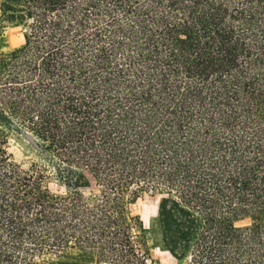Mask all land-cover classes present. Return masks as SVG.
I'll return each instance as SVG.
<instances>
[{"label":"trees","instance_id":"1","mask_svg":"<svg viewBox=\"0 0 264 264\" xmlns=\"http://www.w3.org/2000/svg\"><path fill=\"white\" fill-rule=\"evenodd\" d=\"M0 264H264V0H0ZM13 132L46 165H20ZM91 190L86 193V189Z\"/></svg>","mask_w":264,"mask_h":264},{"label":"rangeland","instance_id":"2","mask_svg":"<svg viewBox=\"0 0 264 264\" xmlns=\"http://www.w3.org/2000/svg\"><path fill=\"white\" fill-rule=\"evenodd\" d=\"M22 27L9 28L3 40L0 41V53L8 52L19 47L23 43ZM37 140L29 133L20 134L13 132L9 140V150L13 154L15 160L24 168H31L33 164L40 166L46 165L50 168L53 179L49 180L48 185L55 191L64 192L65 188L58 181L52 162L40 153L36 147ZM91 188L86 189L88 193ZM160 198L157 196L146 195L140 198L131 206L133 215L139 216L145 227L149 230L146 234L150 254L157 264H184L179 263L174 255L167 249L166 241L177 239L175 229H169L168 225L181 223L183 226L189 224L190 219L178 210H174L168 220L162 218L159 214Z\"/></svg>","mask_w":264,"mask_h":264},{"label":"water","instance_id":"3","mask_svg":"<svg viewBox=\"0 0 264 264\" xmlns=\"http://www.w3.org/2000/svg\"><path fill=\"white\" fill-rule=\"evenodd\" d=\"M36 145V144H35ZM37 148H39L37 145H36Z\"/></svg>","mask_w":264,"mask_h":264}]
</instances>
